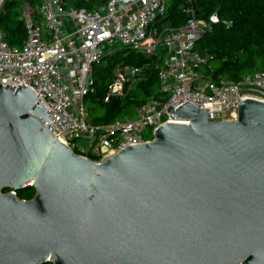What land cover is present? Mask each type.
<instances>
[{
    "label": "water",
    "instance_id": "1",
    "mask_svg": "<svg viewBox=\"0 0 264 264\" xmlns=\"http://www.w3.org/2000/svg\"><path fill=\"white\" fill-rule=\"evenodd\" d=\"M238 102L225 121L171 104L188 122L96 162L30 87L0 83V264H264V101Z\"/></svg>",
    "mask_w": 264,
    "mask_h": 264
},
{
    "label": "built area",
    "instance_id": "2",
    "mask_svg": "<svg viewBox=\"0 0 264 264\" xmlns=\"http://www.w3.org/2000/svg\"><path fill=\"white\" fill-rule=\"evenodd\" d=\"M187 1V20L180 26L164 19L168 0H107L97 9L40 0L37 16L24 3L23 45L10 44L0 31V83L14 89L30 87L52 118L47 123L50 132L59 133L74 153L96 162L125 146L154 140L159 126L176 120L167 109L171 104L176 108L190 101L208 107L207 121L235 120L238 97L264 101V66L239 82L204 77L200 68L207 56L197 48V41L220 19L217 13L198 16L193 0ZM4 3L0 0V7ZM118 42L142 53L146 61L117 62L104 101L129 96L159 60L163 63L158 82L166 99L149 98L135 117L94 123L84 103V97L95 90L93 65L106 46Z\"/></svg>",
    "mask_w": 264,
    "mask_h": 264
},
{
    "label": "trees",
    "instance_id": "3",
    "mask_svg": "<svg viewBox=\"0 0 264 264\" xmlns=\"http://www.w3.org/2000/svg\"><path fill=\"white\" fill-rule=\"evenodd\" d=\"M66 6L97 9L107 0H64ZM40 0H5L0 7V31L12 45L21 47L27 37V29L21 18L23 4L31 6L38 15ZM187 0H168V14L164 18L172 26H180L187 20ZM200 17L217 13L220 21L198 41L197 48L207 56L200 68L204 77L214 80L239 82L242 77L264 66V0H193ZM140 64L146 57L122 43L105 47L104 54L93 65L95 90L84 97L88 117L94 123H108L124 116L135 117L140 108L151 97L166 99L160 90L158 70L163 61L149 70L147 79L136 83L129 96L124 99L111 98L104 101L108 84L113 79L117 62ZM35 188L28 186L17 191L19 197L30 199ZM42 264H53L46 261Z\"/></svg>",
    "mask_w": 264,
    "mask_h": 264
},
{
    "label": "bare ground",
    "instance_id": "4",
    "mask_svg": "<svg viewBox=\"0 0 264 264\" xmlns=\"http://www.w3.org/2000/svg\"><path fill=\"white\" fill-rule=\"evenodd\" d=\"M174 122H186V120H183V119H177V120H174Z\"/></svg>",
    "mask_w": 264,
    "mask_h": 264
}]
</instances>
